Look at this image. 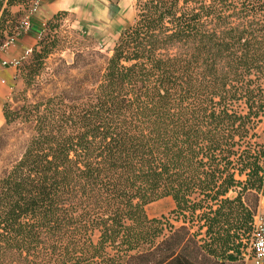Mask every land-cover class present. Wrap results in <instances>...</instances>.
<instances>
[{
	"label": "trees",
	"instance_id": "obj_1",
	"mask_svg": "<svg viewBox=\"0 0 264 264\" xmlns=\"http://www.w3.org/2000/svg\"><path fill=\"white\" fill-rule=\"evenodd\" d=\"M32 1L0 0V44L19 22L12 8ZM135 10L102 63L96 50L58 58L46 92L36 80L64 11L16 67L20 104L4 103L0 129V264H244L264 198V0ZM164 197L175 208L149 217Z\"/></svg>",
	"mask_w": 264,
	"mask_h": 264
},
{
	"label": "rangeland",
	"instance_id": "obj_2",
	"mask_svg": "<svg viewBox=\"0 0 264 264\" xmlns=\"http://www.w3.org/2000/svg\"><path fill=\"white\" fill-rule=\"evenodd\" d=\"M136 1L137 0H73L71 8L68 10H59L64 11V13L56 20L52 21V24L55 26L54 32L58 38V49L48 57L45 69L37 77V92L39 90L46 92L51 87L47 78H49V74L57 64L58 58H63L66 62L71 63L74 52H89L96 50L103 56L99 59V63H102L104 58L110 55L115 39L119 33L133 22L136 13ZM31 5L32 2L27 8H12L13 13L21 10L18 15L19 22L15 27H10L11 31L13 30V35H7L5 40L10 37L13 39L20 38V36L26 31L22 26L21 21L25 16H29L28 19L30 21L29 14ZM9 25L14 24L9 23ZM10 28L8 27V30H10ZM48 31L51 32L45 25V30L36 38L35 44L31 46V49L35 47L37 42H39ZM31 54L32 50L28 55H24V57L20 59V62L27 61ZM22 55L23 53H21L18 58ZM23 88L24 84L21 78L17 75V69L15 70L14 77L9 82H0V129L4 124L2 106L4 103L8 102L12 107H17L20 104L18 98L20 97L19 93ZM258 133V141L264 143V121L259 125ZM14 143L15 141L12 139L9 146L6 148V153L14 150ZM3 164V161L0 160V169ZM262 205L263 207L261 210H264V204H261L260 202L258 209ZM174 208L175 203L173 199L171 197H164L148 204L146 206V212L149 217H159L161 215L168 216L170 211ZM258 209L257 211H259ZM248 244L249 240L246 242L245 248L243 249L244 253H246Z\"/></svg>",
	"mask_w": 264,
	"mask_h": 264
},
{
	"label": "crops",
	"instance_id": "obj_3",
	"mask_svg": "<svg viewBox=\"0 0 264 264\" xmlns=\"http://www.w3.org/2000/svg\"><path fill=\"white\" fill-rule=\"evenodd\" d=\"M73 0H39L36 9L30 14L28 29L20 36L13 39L7 49L0 53V82H9L15 75L16 67L13 65L2 66L1 61H13L27 48L35 44L36 38L45 30L46 21L59 10H68L72 7ZM21 42V43H20ZM264 204V198L260 200ZM260 206L259 212L264 213ZM245 264H253L251 260L245 261Z\"/></svg>",
	"mask_w": 264,
	"mask_h": 264
},
{
	"label": "built area",
	"instance_id": "obj_4",
	"mask_svg": "<svg viewBox=\"0 0 264 264\" xmlns=\"http://www.w3.org/2000/svg\"><path fill=\"white\" fill-rule=\"evenodd\" d=\"M39 0H33L30 14L36 9ZM29 14V15H30ZM29 16H25V18L21 21L22 26L25 30L29 27ZM13 38H8L0 44V53L7 49L9 45L12 43ZM31 48H27L23 55L20 58H17L13 61L2 60V66H18L22 62L20 59L24 57V55H28L31 52ZM245 261L251 260L253 264H264V213L257 211L253 216V228L249 239V244L246 249V253H244Z\"/></svg>",
	"mask_w": 264,
	"mask_h": 264
},
{
	"label": "bare ground",
	"instance_id": "obj_5",
	"mask_svg": "<svg viewBox=\"0 0 264 264\" xmlns=\"http://www.w3.org/2000/svg\"><path fill=\"white\" fill-rule=\"evenodd\" d=\"M2 118V117H1Z\"/></svg>",
	"mask_w": 264,
	"mask_h": 264
}]
</instances>
